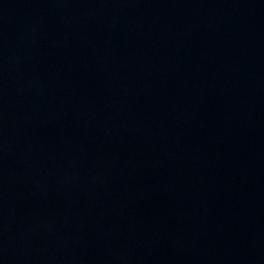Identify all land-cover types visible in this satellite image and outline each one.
Listing matches in <instances>:
<instances>
[{"label": "water", "instance_id": "water-1", "mask_svg": "<svg viewBox=\"0 0 264 264\" xmlns=\"http://www.w3.org/2000/svg\"><path fill=\"white\" fill-rule=\"evenodd\" d=\"M0 264H264V0H0Z\"/></svg>", "mask_w": 264, "mask_h": 264}]
</instances>
